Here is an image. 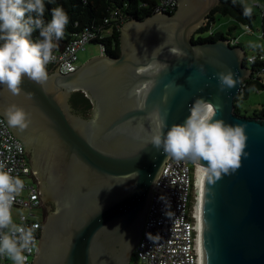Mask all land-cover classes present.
Returning a JSON list of instances; mask_svg holds the SVG:
<instances>
[{"label": "water", "instance_id": "water-1", "mask_svg": "<svg viewBox=\"0 0 264 264\" xmlns=\"http://www.w3.org/2000/svg\"><path fill=\"white\" fill-rule=\"evenodd\" d=\"M222 6L221 0H179L174 14L125 24L118 57L102 54L69 74L59 71L62 62L50 65L44 84L25 79L19 95L0 85V115L15 105L30 116L28 128H10L25 146L51 214L32 264H130L169 158L151 143V114L160 110L166 136L201 100L216 107L214 119L244 125L247 135L240 168L203 180L202 264H264V117L235 112L252 74L247 53L230 45V35L194 41ZM161 65L167 68L156 71ZM229 70L237 83L221 92L214 76ZM148 83L147 97L137 95ZM76 92L90 100L89 118V101Z\"/></svg>", "mask_w": 264, "mask_h": 264}, {"label": "clouds", "instance_id": "clouds-1", "mask_svg": "<svg viewBox=\"0 0 264 264\" xmlns=\"http://www.w3.org/2000/svg\"><path fill=\"white\" fill-rule=\"evenodd\" d=\"M45 10V0H0V85L13 95L21 93L25 79L41 85L49 79L47 66L56 60L54 50L63 39L70 18L65 9L58 6L51 9V20L46 23ZM251 14L252 8L245 7L244 15ZM37 32L38 36L33 38ZM166 68L167 65H161L156 71ZM200 71L204 74L203 66ZM214 78L218 79L221 92L237 83L231 70L216 73ZM152 87L151 83L141 84L135 92L143 93L146 98ZM190 111L191 115L182 124L172 125L165 136L163 129L167 124L160 110H155L151 114L156 125L152 145L176 160L206 162L209 183L239 169L242 157L247 156L245 126L214 119L216 107L202 100ZM3 115L10 127L21 131L31 123L29 114L15 105ZM96 119H99L98 111L94 124ZM12 173L13 169L0 161V257H6L12 264H26L25 253L30 254L36 248L34 233L38 226L26 227L13 222L12 207L25 182Z\"/></svg>", "mask_w": 264, "mask_h": 264}, {"label": "built area", "instance_id": "built-area-1", "mask_svg": "<svg viewBox=\"0 0 264 264\" xmlns=\"http://www.w3.org/2000/svg\"><path fill=\"white\" fill-rule=\"evenodd\" d=\"M179 0H164L157 13L177 6ZM245 29L250 31L248 27ZM245 32H247L245 30ZM212 33L209 32V35ZM202 36V35H199ZM91 31H84L69 44L54 50L60 64L59 71L69 74L77 71L78 53L85 50L93 39ZM231 46H238V37L230 38ZM101 48L102 54L104 48ZM264 61V47L248 53L246 65ZM0 161L13 169L25 182L23 191L16 196L12 207L13 222L31 227L37 225L34 233L36 248L28 256L26 264H32L39 247L44 220L40 215L41 192L32 182V168L25 146L16 138L6 119L0 115ZM199 166L190 159L176 160L169 157L160 172L152 191L150 207L142 236L135 251L136 257L145 264H202L201 219L198 208L200 189L197 186ZM0 264H12L6 257H0Z\"/></svg>", "mask_w": 264, "mask_h": 264}, {"label": "trees", "instance_id": "trees-1", "mask_svg": "<svg viewBox=\"0 0 264 264\" xmlns=\"http://www.w3.org/2000/svg\"><path fill=\"white\" fill-rule=\"evenodd\" d=\"M164 0H45L44 21L50 22L51 9L62 6L68 13L70 22L66 27L65 35L62 40L58 41V48L66 47L72 39L82 34L84 31H91L94 34L89 44H97L104 48V53L111 57L120 55L121 30L122 27L130 21H144L155 15L157 9ZM223 6L215 8L208 16L205 25L197 32L194 41L196 42H214L231 35L223 31H215L213 25L216 23L218 16L230 17L238 26L252 29L256 16L252 12L250 16L244 15L245 7L238 0H221ZM177 6L166 11L167 14H174ZM262 39H264V22L262 26ZM206 32H211L207 37L199 36ZM38 36L34 33L33 38ZM232 37V36H230ZM239 46H241L239 44ZM56 49V50H57ZM246 65V62H245ZM247 66V65H246ZM252 70L250 78L245 79L241 92L235 101V112L244 117H264V109L254 110L248 114L244 112L238 103L245 101L250 97L252 91L261 92L264 90V61L255 62L249 65ZM83 94L82 92H77ZM85 96V94H83ZM86 97V96H85ZM88 99V97H86ZM90 109L85 117L91 114L92 104L88 99ZM30 160V158H29ZM135 256V254H134Z\"/></svg>", "mask_w": 264, "mask_h": 264}, {"label": "rangeland", "instance_id": "rangeland-1", "mask_svg": "<svg viewBox=\"0 0 264 264\" xmlns=\"http://www.w3.org/2000/svg\"><path fill=\"white\" fill-rule=\"evenodd\" d=\"M244 7H251L252 12L256 16L255 21L253 22L252 29L253 32L249 31L252 34H244L243 31H247L245 27L238 26L236 22L230 17L218 16L216 18V23L213 25L215 31H223L229 33L230 28L236 26L235 30H231V34L235 37H238L239 43L245 47L246 53L253 52V49L261 47V44H264V39L262 37V26L264 22V0H238ZM208 32L204 33L202 36L207 37ZM102 55L101 48L97 44H89L86 46L85 50L78 53L79 61L78 66H82L84 63L93 59L94 57ZM244 112L248 111L252 113L254 110L264 109V90L261 92L252 91L250 97L241 103H238ZM250 115V114H249ZM130 264H145L140 261L136 255L132 257Z\"/></svg>", "mask_w": 264, "mask_h": 264}, {"label": "flooded vegetation", "instance_id": "flooded-vegetation-1", "mask_svg": "<svg viewBox=\"0 0 264 264\" xmlns=\"http://www.w3.org/2000/svg\"><path fill=\"white\" fill-rule=\"evenodd\" d=\"M51 64H49L48 66H47V68L50 66ZM77 93V92H76ZM90 116H91V114H90ZM89 116V117H90ZM88 117V118H89ZM31 168H32V165H31ZM33 172V171H32ZM32 182L39 188V180H38V178L37 177H35V174H33L32 175ZM39 190H40V188H39ZM41 202H42V206H41V208H40V215H41V217H42V219L44 220V225H43V227L45 226V223H46V221L48 220V218H49V216H51V214L48 212V210H47V207H46V205H45V203H44V200H43V197H42V195H41Z\"/></svg>", "mask_w": 264, "mask_h": 264}, {"label": "bare ground", "instance_id": "bare-ground-1", "mask_svg": "<svg viewBox=\"0 0 264 264\" xmlns=\"http://www.w3.org/2000/svg\"><path fill=\"white\" fill-rule=\"evenodd\" d=\"M206 168L203 167H199L198 168V174H197V178H198V182H197V186L200 189L201 195L199 197V204H198V208H199V212L201 213V209H200V205H201V196H202V187H203V180L205 178V175L207 174ZM199 245L201 246V236L199 239Z\"/></svg>", "mask_w": 264, "mask_h": 264}, {"label": "crops", "instance_id": "crops-1", "mask_svg": "<svg viewBox=\"0 0 264 264\" xmlns=\"http://www.w3.org/2000/svg\"><path fill=\"white\" fill-rule=\"evenodd\" d=\"M263 16H264V14H263ZM250 31L253 32L254 30H253V29H250ZM243 33H244V34H252V33H250V32H245V31H243ZM261 35H262V34H261ZM230 36L235 37L233 34H231ZM261 39H262V37H261ZM239 44L245 49V47H244L241 43H239ZM262 47H264V44H261V47H260V48H262ZM260 48H257V49H260ZM257 49H253V51H254V50H257Z\"/></svg>", "mask_w": 264, "mask_h": 264}]
</instances>
